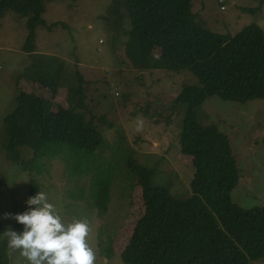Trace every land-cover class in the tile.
Returning <instances> with one entry per match:
<instances>
[{
    "label": "rangeland",
    "instance_id": "1",
    "mask_svg": "<svg viewBox=\"0 0 264 264\" xmlns=\"http://www.w3.org/2000/svg\"><path fill=\"white\" fill-rule=\"evenodd\" d=\"M110 2L49 1L34 39L36 54L61 60L67 75L79 70L87 111L102 120L97 122L102 142L85 160L78 162L69 155L67 161L44 157L31 171L39 191L47 194L66 223L89 221L96 264H124L120 252L143 208L141 188L127 166L129 157L155 167V180L177 198L190 195L193 176L191 157L177 145L184 110L173 101L183 83H196V78L188 70L144 67L146 63L126 47L127 25L116 31L108 26ZM192 11L198 22L215 32L235 34L251 23L264 30L263 0H192ZM28 32L27 19L13 11L0 19V240L6 242V228L22 232L24 226L4 214L28 210L26 201L31 197L32 176L7 159L2 146L3 119L15 107L16 85L48 100L49 119L58 108H65L64 87L70 86L64 81V87L56 88L49 80H28L25 72L33 63L30 52L23 51ZM153 54L158 55V50ZM71 85L76 88L77 80L71 78ZM199 116L229 136L241 170L232 201L242 208L260 205L264 201V98L240 103L211 96ZM21 153L24 160L33 156L27 147ZM8 254L10 264H28L19 251L8 247ZM251 264H264V258Z\"/></svg>",
    "mask_w": 264,
    "mask_h": 264
},
{
    "label": "trees",
    "instance_id": "2",
    "mask_svg": "<svg viewBox=\"0 0 264 264\" xmlns=\"http://www.w3.org/2000/svg\"><path fill=\"white\" fill-rule=\"evenodd\" d=\"M49 1L53 0H0V19L9 11L27 19L23 51L33 58L25 72L28 80H49L56 88L64 87L63 81L70 84L64 87L66 106L58 108L53 119L48 118V100L16 85L15 107L3 119L2 146L6 158L30 176L39 159L60 156L67 161L69 155L81 162L103 139L97 124L101 118L87 111L79 70L67 75L61 60L34 52L36 27L44 24L42 14ZM106 22L115 31L127 25L126 47L146 63L144 67L188 70L196 78V83L184 82L173 101L184 110L177 145L192 159L190 195L175 197L155 180V167L129 157L127 166L141 188L143 208L120 252L122 262L251 264L263 259L264 201L251 208L232 201L241 170L229 136L199 116L211 96L240 103L264 98L263 28L251 23L235 34L212 31L196 20L192 0H111ZM71 78L77 80L76 88ZM22 147L33 152L30 160L22 158ZM38 192L32 176L29 195ZM0 264H10L6 240H0Z\"/></svg>",
    "mask_w": 264,
    "mask_h": 264
},
{
    "label": "clouds",
    "instance_id": "3",
    "mask_svg": "<svg viewBox=\"0 0 264 264\" xmlns=\"http://www.w3.org/2000/svg\"><path fill=\"white\" fill-rule=\"evenodd\" d=\"M28 210L5 218L22 224L23 231L6 228L9 249L19 251L28 264H96L97 254L89 242L91 225L87 219L65 222L47 194L39 191L28 198Z\"/></svg>",
    "mask_w": 264,
    "mask_h": 264
}]
</instances>
